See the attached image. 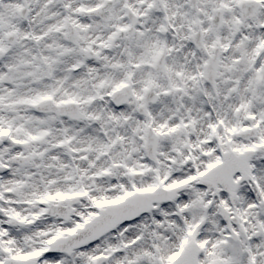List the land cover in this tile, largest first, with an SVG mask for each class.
Here are the masks:
<instances>
[{
    "label": "snow or ice",
    "instance_id": "obj_1",
    "mask_svg": "<svg viewBox=\"0 0 264 264\" xmlns=\"http://www.w3.org/2000/svg\"><path fill=\"white\" fill-rule=\"evenodd\" d=\"M0 264H264V0H0Z\"/></svg>",
    "mask_w": 264,
    "mask_h": 264
}]
</instances>
